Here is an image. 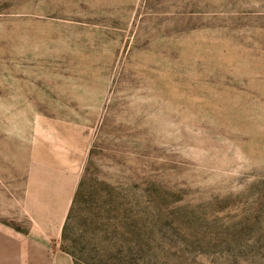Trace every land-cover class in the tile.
Here are the masks:
<instances>
[{
  "label": "rangeland",
  "instance_id": "1",
  "mask_svg": "<svg viewBox=\"0 0 264 264\" xmlns=\"http://www.w3.org/2000/svg\"><path fill=\"white\" fill-rule=\"evenodd\" d=\"M58 249L264 264V0H0V264Z\"/></svg>",
  "mask_w": 264,
  "mask_h": 264
},
{
  "label": "trees",
  "instance_id": "2",
  "mask_svg": "<svg viewBox=\"0 0 264 264\" xmlns=\"http://www.w3.org/2000/svg\"><path fill=\"white\" fill-rule=\"evenodd\" d=\"M81 187V186H80ZM80 196H81V192H80V188L79 190H77V193L75 195V199L73 201V204H72V207H71V210L68 214V218H67V221L64 225V228H63V233H62V238L64 240H70V237H69V224H70V220L72 219V212H74V209L76 207V204L78 203V201L80 200Z\"/></svg>",
  "mask_w": 264,
  "mask_h": 264
},
{
  "label": "crops",
  "instance_id": "3",
  "mask_svg": "<svg viewBox=\"0 0 264 264\" xmlns=\"http://www.w3.org/2000/svg\"><path fill=\"white\" fill-rule=\"evenodd\" d=\"M59 238L61 237V231L59 233ZM56 264H74L73 259L71 256L58 249L57 255H56Z\"/></svg>",
  "mask_w": 264,
  "mask_h": 264
}]
</instances>
